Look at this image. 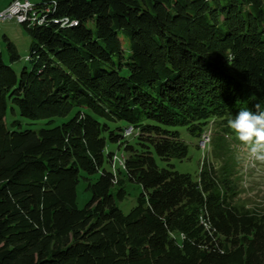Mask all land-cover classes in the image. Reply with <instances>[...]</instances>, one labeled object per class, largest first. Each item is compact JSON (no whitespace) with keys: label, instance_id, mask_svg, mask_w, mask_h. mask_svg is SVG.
I'll return each instance as SVG.
<instances>
[{"label":"trees","instance_id":"obj_1","mask_svg":"<svg viewBox=\"0 0 264 264\" xmlns=\"http://www.w3.org/2000/svg\"><path fill=\"white\" fill-rule=\"evenodd\" d=\"M51 2L43 23L21 25L30 70L11 67L22 56L8 37V64L0 50V264H264V208L240 203L233 170L171 165L188 157L181 129L199 139L219 122L246 142L229 121L264 112V0H41L37 12ZM9 106L65 121L11 130Z\"/></svg>","mask_w":264,"mask_h":264},{"label":"rangeland","instance_id":"obj_2","mask_svg":"<svg viewBox=\"0 0 264 264\" xmlns=\"http://www.w3.org/2000/svg\"><path fill=\"white\" fill-rule=\"evenodd\" d=\"M10 0H0V8L5 7ZM32 4L40 3L41 0H29ZM8 6V5H7ZM7 6L3 9L5 10ZM2 10V11H3ZM88 27H93V23H88ZM8 37L15 45L17 52L22 56L18 62L11 64V67L18 73L26 67L30 70L32 64L25 61L24 57L29 54L34 42L25 33L22 26L15 20L5 19L0 22V50L4 53L5 62L8 64L6 57L5 41L3 37ZM16 121V122H15ZM65 121L62 118H56L54 123L46 124L45 121L35 123L20 117L19 111L14 107V113L11 106L8 107L6 115V124L11 130H38L41 128H50ZM12 122L14 125H12ZM116 127L126 129L124 123L118 122ZM128 132L125 134H131ZM210 138V144L205 151L197 147L198 138L191 136L184 129L180 130L181 139L188 146V157L183 161L172 160L174 171L182 174H189L192 178H196L201 167V160L205 158V163L216 168H221L226 165L237 175L236 181L239 186V201L241 204L250 209L263 210L264 208V159H259L253 154V141L238 142L233 136L226 135L225 127L219 122L213 124V129L207 131ZM128 136V135H126ZM200 146V145H199ZM252 146V147H250ZM111 149L117 154L114 162L120 165L124 157L120 155L116 144L111 145ZM158 165L164 167V163L158 160ZM77 206L83 208L90 200V193L85 190V182L80 180L77 186ZM140 194V189L137 186H128L127 195L123 201H117V206L120 210L127 214L135 205L137 197Z\"/></svg>","mask_w":264,"mask_h":264},{"label":"clouds","instance_id":"obj_3","mask_svg":"<svg viewBox=\"0 0 264 264\" xmlns=\"http://www.w3.org/2000/svg\"><path fill=\"white\" fill-rule=\"evenodd\" d=\"M230 127L242 141H254L253 154L264 159V112L241 110L229 121Z\"/></svg>","mask_w":264,"mask_h":264},{"label":"bare ground","instance_id":"obj_4","mask_svg":"<svg viewBox=\"0 0 264 264\" xmlns=\"http://www.w3.org/2000/svg\"><path fill=\"white\" fill-rule=\"evenodd\" d=\"M49 10L50 9L45 8L43 10V13L48 14ZM19 12H21V13L37 12L36 5L30 3L29 1H26V2H24V4L19 5ZM5 19H11V20L13 19V20H15L20 25H22L25 22L41 24V23H43V21H45L43 17L42 18H38L37 13H32L31 16H29V15H21L19 17L13 16V15H3V16L0 17V22L1 21H4ZM60 23H62V25H61L62 28H65V27L68 28V27H71V26H74L75 25V22H72V23H70L68 25V23H65V20L60 21ZM132 129H133L132 127H127L124 130V134L125 133H128V132H133ZM207 131H210V130L208 129V130L204 131L202 133L201 137H200V141H199V145H200L199 147L200 148H201L202 145H204V143H206ZM209 144H210V138H209ZM206 148H207V146H205L204 149H206ZM204 149H202V150H204Z\"/></svg>","mask_w":264,"mask_h":264},{"label":"built area","instance_id":"obj_5","mask_svg":"<svg viewBox=\"0 0 264 264\" xmlns=\"http://www.w3.org/2000/svg\"><path fill=\"white\" fill-rule=\"evenodd\" d=\"M29 1V0H12L7 8L3 11L0 12V17L3 15H13L16 17H19L21 15H29L31 16L32 13H41V10H43L44 8H52V6H55V2H51V5H45L43 8H41L39 10V12H32V13H21L19 12V5L24 4V2ZM70 20L69 19H65V23H69ZM125 135H131V134H125ZM209 145V135H206V143H204V145L201 146V149H204L205 146Z\"/></svg>","mask_w":264,"mask_h":264},{"label":"crops","instance_id":"obj_6","mask_svg":"<svg viewBox=\"0 0 264 264\" xmlns=\"http://www.w3.org/2000/svg\"><path fill=\"white\" fill-rule=\"evenodd\" d=\"M11 1H12V0H10V1L8 2V4H9ZM8 4H7V5H8ZM7 5H6V6H7ZM6 6H5V7H6ZM5 7L0 8V12H1ZM120 155H121V154H120Z\"/></svg>","mask_w":264,"mask_h":264}]
</instances>
